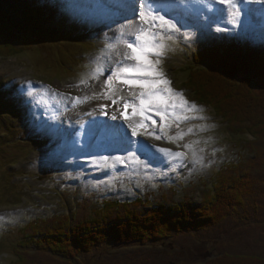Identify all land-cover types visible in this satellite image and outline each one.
<instances>
[{
    "label": "rangeland",
    "instance_id": "obj_1",
    "mask_svg": "<svg viewBox=\"0 0 264 264\" xmlns=\"http://www.w3.org/2000/svg\"><path fill=\"white\" fill-rule=\"evenodd\" d=\"M51 1L53 6L47 7V12L41 11L43 42L18 59L0 58V257L5 259L0 258V264L17 261L16 246L38 219L49 222L56 217L73 216L81 222L92 218L95 209L104 202L116 199L135 201L143 197V201L149 199L154 204L172 206L183 202L199 206L220 169L228 165L238 169L243 163L252 169L256 179L255 182L252 177L253 195L246 214L236 215L199 236H176L145 247L108 245L85 257L82 264H197L212 258L206 256L208 253L213 257L230 254L264 259V164L257 154L240 146L254 138L237 134L234 127L227 129L212 110L207 111L196 103L183 88L182 82L187 75L179 72L186 60L209 45L227 44L234 50L248 41V47L251 43L256 51L264 54V28L250 25L247 37L241 34L246 25L253 24L252 21L264 23V0H234L232 6L220 4L218 0H154V7L176 16L174 21L181 22L182 28L175 24L176 30L163 33L179 40L165 44L157 69L161 71L166 67L161 72L171 82L170 87L182 93L196 110L177 108L175 115L168 117L163 132L160 118L153 115L156 125L153 126L151 121L147 123L152 132L156 131L164 139L163 143L158 139L152 141L150 135L132 136L129 128L126 135L120 137L123 141L114 145L117 151H132L125 162L119 160L120 157L117 159L115 152L109 157L100 148L96 150L91 142L74 153L73 129H77L81 119L85 121L82 116L94 118L99 113L94 109L87 110L86 101L76 105L75 99L57 95L63 94L64 90L53 81L62 78L74 82L79 77L87 80V74L96 73L99 67L103 88L93 93H99L94 99H101L107 78L122 64L131 63L121 59L123 42L135 39L133 33L140 23L129 9L130 0ZM22 4L23 0H8L7 4H2V11L8 12L9 6L20 9ZM240 7L252 8L253 15L247 19L233 16ZM163 11H160L161 15ZM88 37L90 39L86 41ZM73 38L78 40H71ZM164 55L171 57L168 63ZM102 57L104 62L100 64L98 61ZM253 81L255 91L264 95V78ZM133 90L139 91L138 88ZM5 98L17 104L20 102L26 108L28 119L35 116L41 121L40 114H45V122L53 127H50V134L55 136V141L39 144L37 136L33 146L19 144L15 136L21 134L19 128L24 127L23 120L13 122L8 113L10 108H6L8 102L2 105ZM124 98L132 101L131 96ZM67 106H78L75 111L78 114L73 119L63 121L59 118L54 122L58 112ZM101 108L108 109L105 104L100 105ZM195 120L200 125L195 124ZM140 139L148 145L143 151L137 148ZM184 146L187 151L183 158H173L158 151L164 148L175 153ZM259 148L264 150V138ZM144 152L153 159L140 162L137 156ZM36 262L60 264L45 256H39Z\"/></svg>",
    "mask_w": 264,
    "mask_h": 264
},
{
    "label": "trees",
    "instance_id": "obj_2",
    "mask_svg": "<svg viewBox=\"0 0 264 264\" xmlns=\"http://www.w3.org/2000/svg\"><path fill=\"white\" fill-rule=\"evenodd\" d=\"M8 28L12 30L14 26ZM37 30H28L24 39L33 40ZM14 35L9 31L2 37ZM26 46L20 49L8 38L4 39L0 42V56L11 57L32 48ZM185 72V89L198 103L212 107L217 116L228 123L229 130L234 127L237 134L254 138L240 146L257 154L264 164V150L259 148L264 138V96L257 94L252 82L246 79L264 78V55L241 49L230 51L214 45L194 56ZM4 94L2 91V97ZM5 99L3 106L6 102L9 104L6 108L15 106L13 100ZM235 170L239 173H234ZM251 171L244 163L238 169L232 165L224 166L199 206L183 202L172 206L154 204L142 198L135 201L116 199L104 202L95 209L92 218L81 222L73 216H60L49 222L38 219L17 245V261L13 264H38L36 258L39 256L60 264H82L85 257L108 245L145 247L176 236H199L248 212V201L253 195L252 177L256 182ZM207 255L212 258L197 264H264V259L257 256Z\"/></svg>",
    "mask_w": 264,
    "mask_h": 264
},
{
    "label": "snow or ice",
    "instance_id": "obj_3",
    "mask_svg": "<svg viewBox=\"0 0 264 264\" xmlns=\"http://www.w3.org/2000/svg\"><path fill=\"white\" fill-rule=\"evenodd\" d=\"M218 2L227 6L233 4V0H218ZM138 4L139 8H137ZM129 9L134 14V18L138 16L140 22L133 33L135 39L123 42L124 50L121 53V59L131 63L122 64L107 78L106 91L102 93V98L109 99L113 104H116L117 93L122 89L114 90V82L128 85V95L133 99L129 102L123 96L119 97L123 101L124 109L120 115L127 123L128 128L131 129L132 136L141 135L142 132L147 133L148 121H151L153 126L156 125L157 121L152 119L153 115L160 118L162 122L160 130L163 132L167 126L168 117L175 115L177 108L196 110V106L190 105L182 93L175 92L170 87L171 82L157 69L160 57L163 56L166 48L164 41L171 39L170 36L166 37L163 33L176 30V25L160 14L163 9L158 6L154 7V0H130ZM100 71L101 69L97 67L93 78ZM134 88H138L139 91H134ZM75 101L76 103L82 102L79 97L75 98ZM129 109H131L130 113ZM182 118L188 119L187 116ZM112 119H116V116H113ZM153 138L161 139L158 135ZM141 146L143 147V145ZM158 151L173 158L184 157L183 152L173 153L164 148H160Z\"/></svg>",
    "mask_w": 264,
    "mask_h": 264
},
{
    "label": "bare ground",
    "instance_id": "obj_4",
    "mask_svg": "<svg viewBox=\"0 0 264 264\" xmlns=\"http://www.w3.org/2000/svg\"><path fill=\"white\" fill-rule=\"evenodd\" d=\"M236 11H237V10H236ZM102 102H103V103H102ZM105 102H106L105 100H102L101 102H98V103H99V104H107V105H108V109H109V111H108V112H105V114L108 115V118H111V119H112L113 116H116V119H115V120H118L119 122H125L124 119H123V117L120 115L121 112L124 111V109H123V110H119L114 104H112V103H110V102H106V103H105ZM87 110H91V109L88 107ZM128 112L130 113V112H131V109H129ZM75 115H76V114H75ZM73 116H74V115H68V114H65V115H62V116L59 117V118L62 119L63 121H65V120H68V119H73V118H74ZM59 118H58V119H59ZM58 119H57V120H58ZM77 119H78V118H77ZM94 119L97 120V119H99V117L94 116ZM57 120H55L54 122H57ZM88 120H89V119H87V120H85V121H88ZM85 121L80 120L79 122H80V124H83V123H85ZM117 124L120 125L119 123H117ZM87 125H88V124H87ZM110 125H111V124L109 123V124L107 125V127L110 126ZM51 128H53V127H51ZM119 129H121V131H118L116 127L114 128L115 131H117V132H122V134L125 132V129H124V128H120V126H119ZM73 130H74V129H73ZM54 131L56 132V131H57V128H55ZM51 134H52V133H51ZM88 138H89V136H88V134H87L86 131H84V132H82V133H79V135H78V141H79L81 144L86 143ZM106 143H107V142H105V143L100 142V145H101V146H104V147L107 148ZM106 152L109 153V150L106 151Z\"/></svg>",
    "mask_w": 264,
    "mask_h": 264
}]
</instances>
